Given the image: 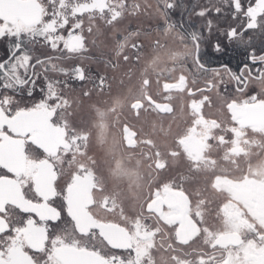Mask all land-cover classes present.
<instances>
[{"label": "flooded vegetation", "instance_id": "af4514ba", "mask_svg": "<svg viewBox=\"0 0 264 264\" xmlns=\"http://www.w3.org/2000/svg\"><path fill=\"white\" fill-rule=\"evenodd\" d=\"M38 1L39 14L31 22L9 8L6 16L0 15L4 18L0 29L12 22L18 32L32 29L57 37L55 28L65 34L70 47H79L82 35L86 51L81 58L53 62L66 68L82 63L96 79L69 80L61 99L49 108L26 107L22 100L0 105V264H62L54 255V247L61 245L94 249L106 259L103 264H256L255 257L264 250V230L231 196L215 202V208L212 194L226 189L216 185V178L256 176L254 164L264 172V125H241L232 115L246 102L264 101V64L241 77L235 75L246 52L255 49V59L264 53V0H256L249 10L259 27L235 44H227L221 35L220 30L237 24L223 14L230 12L224 0H174L171 15L165 7L168 0ZM209 7L222 13L195 14ZM208 19L215 25L211 36L205 28ZM64 24L77 27V33L67 35ZM192 30L207 37L201 45L202 63L187 35ZM217 41L222 53L213 49ZM6 45L0 40V61L8 57ZM58 54L48 49L36 52L41 57ZM223 64L233 72L217 69ZM181 107L184 119L173 115L176 123L169 130L173 148L168 153L173 157L169 163L182 167L155 166L135 207L129 204L119 210L116 203L99 196L103 190L99 176L70 154L79 138L71 129L86 122L82 116L108 108L109 123L99 119L98 124L108 123L123 141L139 143L147 154L152 149L158 157L164 156L160 127ZM151 127L157 135L140 140L142 130ZM35 140H46V147ZM75 177L83 189H90L87 208L95 217L128 229L129 246L109 244L93 227L87 232L75 228L68 211V186ZM50 180L55 187L51 192ZM36 187L44 190V199ZM18 191L36 202L45 200L58 212L47 209L40 216L22 209L11 201ZM226 230H237L241 241L215 243L214 237ZM88 234L92 238H81Z\"/></svg>", "mask_w": 264, "mask_h": 264}, {"label": "snow or ice", "instance_id": "6c2138e0", "mask_svg": "<svg viewBox=\"0 0 264 264\" xmlns=\"http://www.w3.org/2000/svg\"><path fill=\"white\" fill-rule=\"evenodd\" d=\"M225 7L230 12H224L225 16L230 15L236 26H229L221 31L227 44H235L237 37L242 36L250 29L257 28L259 25L254 24V17L249 10L256 3V0H224ZM169 15L175 9L174 0H168L165 5ZM210 12L219 15L222 10L218 7L203 8L195 14L199 17H206ZM264 15V14H261ZM4 23V18L0 16V25ZM66 29L67 35L77 33V27H69L67 24L62 25ZM213 21L208 19L205 24L208 36H211ZM219 30V29H217ZM57 32L58 36L54 37L47 33L40 34L32 29L17 31L12 22H9L7 28L0 29V40L7 41V59L0 61V105L9 103H18L20 100L27 102L26 107L33 109L49 108L54 101H59L63 89L67 88L68 81H92L93 77L88 73L82 63L66 68L62 64L58 65L53 61L72 60L81 58L80 54L86 51L84 38L81 35L79 47L68 46L65 44L66 36L60 33L58 29H52ZM196 51L197 61H201V45L207 39L204 32L192 30L187 33ZM58 40V42H57ZM41 49H48L52 53H59L54 56L41 57L36 52ZM217 53H222L223 48L219 41L213 45ZM255 49L246 52L247 59L242 61L235 70V75L243 76L246 72L253 70V67L264 64V53L260 54L259 59H255ZM127 59V57H126ZM206 67V66H205ZM217 69L222 72L232 73L233 70L227 65H219ZM259 69L257 68V71ZM56 73L65 77L64 80L54 79L49 73ZM42 81V83H41ZM7 128V126H4Z\"/></svg>", "mask_w": 264, "mask_h": 264}, {"label": "rangeland", "instance_id": "374dc122", "mask_svg": "<svg viewBox=\"0 0 264 264\" xmlns=\"http://www.w3.org/2000/svg\"><path fill=\"white\" fill-rule=\"evenodd\" d=\"M178 110H180L181 115L177 113L179 112ZM184 110L185 109L181 107V109L174 110L172 114H168L170 117L165 118V125H161L160 127V131H162L161 133L164 135V142L160 144L161 150H164V156H155V152H153L152 149L149 150L150 154L149 152L147 154V148L143 150L141 144L129 145L123 141L118 130H115L108 124L110 120L109 117L111 116L108 108H95L96 115L87 114L85 117L82 116L86 122L81 123L80 127L71 129V131L79 135V138L78 142L73 145L74 147H72L70 154L76 159H83L87 166L99 176L103 184V190L98 193L99 196H105L107 202L116 203L119 210L121 208L124 209L129 204L137 206L136 202L140 201L147 190V175L152 173L154 168L163 166L164 168L170 169L182 167L180 165H174L176 163H169V161H172L173 157L169 155L168 149L173 148L169 135V130L172 127L171 123L173 122V125L176 123L175 116H180L182 118L185 115ZM174 114L176 115L173 116ZM99 119L102 121L105 119L108 123L105 125L102 124L103 122L98 124L97 120ZM153 128L142 130L143 134L140 136V140L157 135L155 132L158 130H153ZM262 164L264 166V162ZM260 167L261 166H258V164L252 166V171L255 172L256 176L247 175L236 178L254 177L259 180H264V172L259 170L261 169ZM223 190L224 191L219 192L213 191L212 199L214 200V207L216 206L215 204H217L215 202H218V200H228L226 196H231L256 219V222L260 225V229L264 230V214H260L252 209L249 199L244 192L238 191L237 188L229 190L231 193H228L226 189ZM203 194L206 195L204 190ZM229 209L233 212L234 210H240V208ZM119 213L120 212H118V215L120 216ZM236 214L237 213H235V215ZM81 238L85 240L90 239L92 238V234H88L85 237L82 236ZM247 243L248 242L242 246L243 249L248 247Z\"/></svg>", "mask_w": 264, "mask_h": 264}, {"label": "water", "instance_id": "95a60500", "mask_svg": "<svg viewBox=\"0 0 264 264\" xmlns=\"http://www.w3.org/2000/svg\"><path fill=\"white\" fill-rule=\"evenodd\" d=\"M9 8L17 9V13L23 21L31 22L39 14L40 3L38 0H0V15L6 16ZM232 115L241 125H264V101L246 102L241 109L232 111ZM45 141L36 142L45 148ZM55 145L56 141L54 142ZM82 185L81 180L75 177L74 182L68 186V194L70 195L68 211L74 220L75 228L80 232H87L93 227L109 244L116 247L129 246V231L123 224L98 219L87 208V205L92 201V195L88 186L83 189ZM36 189L44 199V190L37 187ZM54 190L55 187L50 180V192ZM11 201L22 209L37 212L40 216L47 209L53 210L54 214L58 212L55 206L47 205L45 200L36 202L25 197L21 191H18L17 196ZM240 241L241 234L237 230L222 231L214 237V242L219 244H238ZM54 255L62 264H103L106 260L94 249L73 245L55 246ZM255 262L256 264H264V250L255 257Z\"/></svg>", "mask_w": 264, "mask_h": 264}, {"label": "built area", "instance_id": "2783aa9c", "mask_svg": "<svg viewBox=\"0 0 264 264\" xmlns=\"http://www.w3.org/2000/svg\"><path fill=\"white\" fill-rule=\"evenodd\" d=\"M217 186H223L228 190L237 188L238 191L244 192L249 199L250 206L260 214H264V180L254 177L228 178L222 181L215 179Z\"/></svg>", "mask_w": 264, "mask_h": 264}]
</instances>
